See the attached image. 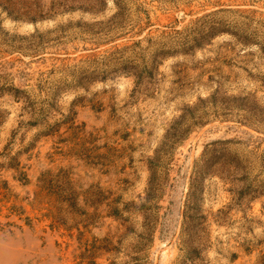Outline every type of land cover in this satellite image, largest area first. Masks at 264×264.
<instances>
[{
    "label": "rangeland",
    "instance_id": "374dc122",
    "mask_svg": "<svg viewBox=\"0 0 264 264\" xmlns=\"http://www.w3.org/2000/svg\"><path fill=\"white\" fill-rule=\"evenodd\" d=\"M7 2L0 264H264V0Z\"/></svg>",
    "mask_w": 264,
    "mask_h": 264
},
{
    "label": "trees",
    "instance_id": "16d2710c",
    "mask_svg": "<svg viewBox=\"0 0 264 264\" xmlns=\"http://www.w3.org/2000/svg\"><path fill=\"white\" fill-rule=\"evenodd\" d=\"M8 1H10V0H8ZM3 3V4H6L5 2H7V0H0V3ZM8 4H10L9 2H7Z\"/></svg>",
    "mask_w": 264,
    "mask_h": 264
}]
</instances>
